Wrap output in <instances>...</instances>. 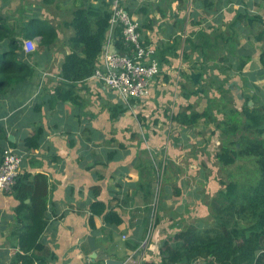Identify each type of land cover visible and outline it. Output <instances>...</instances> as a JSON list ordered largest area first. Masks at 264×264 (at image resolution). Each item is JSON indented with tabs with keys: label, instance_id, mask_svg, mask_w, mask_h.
I'll use <instances>...</instances> for the list:
<instances>
[{
	"label": "crops",
	"instance_id": "0c3cea01",
	"mask_svg": "<svg viewBox=\"0 0 264 264\" xmlns=\"http://www.w3.org/2000/svg\"><path fill=\"white\" fill-rule=\"evenodd\" d=\"M0 1V19L22 28L21 41L27 39L23 26L32 17L57 33L48 50L39 49L37 37L31 39L35 50L27 57L30 75L0 99V160L3 148L12 144L22 157L20 176L29 175L28 181L36 175L45 178L40 184L46 205L40 236L45 251L33 254L34 264L158 262L161 242L178 232L177 220L196 215L198 186L215 183L217 138L228 140L217 130L224 107L240 109L247 102L264 111V0H122L159 66L148 96L131 105L144 117V142L132 121L126 123L120 115L111 118L105 94L119 99L94 79L64 84L73 98L64 103L54 99V89L62 84L60 64L72 49L67 40L73 31L66 23L78 6L100 0ZM6 10H12L10 17ZM235 57L246 61L240 72L230 60ZM188 105L195 111L212 106L210 118L192 128L179 126L173 118ZM38 124L43 129L40 147L27 150L23 139ZM107 151L117 154L103 164ZM160 155H166V161ZM153 156L173 165L167 170L165 199L151 235ZM96 200L114 210L122 223L106 225L94 216L92 230L90 204ZM18 206L12 193L0 194V264H10L19 252L11 235L22 226L14 210ZM50 253L55 256L52 262Z\"/></svg>",
	"mask_w": 264,
	"mask_h": 264
},
{
	"label": "trees",
	"instance_id": "16d2710c",
	"mask_svg": "<svg viewBox=\"0 0 264 264\" xmlns=\"http://www.w3.org/2000/svg\"><path fill=\"white\" fill-rule=\"evenodd\" d=\"M110 2L111 0H100L97 5L78 6L73 11L71 20L66 23L73 31L67 40L72 49L63 57L59 67L58 77L62 84L54 89L55 101L64 103L73 98L72 91L68 92L62 85L82 82L93 74L109 26ZM18 28L9 25L6 19L0 20V99L6 97L14 83H22L30 75L27 57L33 51L26 52L24 43L19 38L22 28ZM23 29L27 38L25 40L37 37L38 47L43 50H48L57 36L51 26L36 17L30 18ZM120 35L117 30L113 47L119 53L129 55L130 48L124 44ZM237 58L230 60L237 63L234 68L240 72L246 61H241V57ZM66 94H69V98H66ZM134 101L131 100L130 105ZM211 107L195 111L188 105L173 119L183 128H192L200 120L210 118ZM40 108L37 105L34 110L38 112ZM225 108L224 121L217 124V129L226 134L229 141L216 153V159L228 166L235 164L241 157H253L258 166L257 174L250 182L231 181L225 184L224 189L219 190L208 203L212 223L190 224L165 238L159 246V261H145L141 264H264V112L249 107L247 102L240 109ZM127 109L120 101L117 107L111 109V118ZM241 128L247 132L254 130L256 136L242 135L231 140V136L241 131ZM42 136L43 129L38 124L33 134L23 139V147L27 150L38 149ZM116 154V151H107L103 164L111 162ZM28 177L29 175L20 176L19 173L9 192L19 201V206L14 210L22 223L21 227L11 232L17 240L19 252L14 254L10 264H34L36 258L33 254L45 251L40 242V236L46 227V205L40 190V184L45 178L36 175L32 181H28ZM35 179H41V182ZM28 198L32 203H25ZM90 211L89 225L92 230L95 228L94 216L102 217L106 225L122 223L120 216L114 210L107 209L102 201L92 202ZM49 256L51 262L55 260L53 254L50 253Z\"/></svg>",
	"mask_w": 264,
	"mask_h": 264
},
{
	"label": "built area",
	"instance_id": "2783aa9c",
	"mask_svg": "<svg viewBox=\"0 0 264 264\" xmlns=\"http://www.w3.org/2000/svg\"><path fill=\"white\" fill-rule=\"evenodd\" d=\"M109 8L111 16L103 49L90 78L102 83L119 101L129 107L131 100L148 96L149 83L159 75V66L154 57V49L143 42L139 24L125 10L122 0H111ZM117 30L124 44L130 48L129 55L121 54L113 47ZM28 41H23L25 50L34 51L35 44H32V40ZM21 160V155L12 147L3 150L0 160V194L9 193L14 187ZM154 220L152 215L150 222Z\"/></svg>",
	"mask_w": 264,
	"mask_h": 264
},
{
	"label": "rangeland",
	"instance_id": "374dc122",
	"mask_svg": "<svg viewBox=\"0 0 264 264\" xmlns=\"http://www.w3.org/2000/svg\"><path fill=\"white\" fill-rule=\"evenodd\" d=\"M1 2V1H0ZM124 7V6H123ZM126 10V9H125ZM12 10H6V15L7 16H11ZM1 20V19H0ZM3 21V20H2ZM8 19H6V22L9 24ZM25 41V40H23ZM38 40H35V43H37L38 45ZM32 44L34 43L33 41H31ZM34 43V44H35ZM27 46H29V44H26ZM229 45L231 46H235L236 44L232 41H229ZM31 46V44H30ZM27 52V50H26ZM106 96V107L109 109H112L113 107H117L119 105V101L116 100L111 94H105ZM228 97H232L231 94H227ZM109 101V102H108ZM117 101V102H116ZM249 105V103H248ZM229 107L231 108H236L233 105H230ZM243 107V105L241 104V108ZM131 105L128 107L126 112H121L120 116H123L122 119H126L127 122H133L134 126H135V130L139 131L140 136L142 137V141L143 140V132H141V130H144V128L142 127V121H143V116H142V112L139 111V113L136 110L131 109ZM184 110L185 108L182 107ZM118 110V109H117ZM177 111V109H174L173 112ZM264 112V111H263ZM136 116V117H135ZM225 117V116H224ZM139 119V121L136 119ZM221 121V120H220ZM152 123L149 122L148 125H151ZM147 125V124H146ZM155 127H157V123H154ZM218 130V129H217ZM219 133V131H218ZM256 132L254 130H249V132L247 131H243L241 128V131H238L236 134L231 136V140H234L236 138H238L239 136L242 135H246L249 137H253L256 136L255 134ZM262 137V136H261ZM229 138L227 140V142H225V140H222L221 137L217 138V143H216V148L217 151L220 150V148L224 145V144H228ZM160 157L164 160L166 158V155H160ZM151 165L153 170L151 169V172H153L154 175V181H155V186H154V195H153V200H152V215H154V217H156V221H158L159 219V212L163 203V200L165 199V196H163L164 193V183H165V179H167V170L171 169L173 162H167L163 164V161L161 160H157V156H153L151 157ZM166 161V159H165ZM255 159L253 157H241L239 158L235 164L233 165H228V166H224L223 164H221L219 161L215 160L214 161V178L213 180H215L214 184H211L210 181L209 185L205 186V184H200L198 186V195L200 196V198H198V204H197V212L196 215L193 216H187V214L185 215L184 218L178 219L177 223V230H182L185 227H187L190 224H197L199 222H204L206 224L212 223V218H211V214H210V210L208 209V203L210 201V199L215 196L216 192L218 190H223L224 189V185L230 183L231 181L234 182H250L252 178L255 177V175L257 174V169L258 166L255 163ZM156 164V166H153V163ZM145 170V169H144ZM251 175V178H249ZM245 176V177H244ZM167 182V181H166ZM170 182H167V185H169ZM168 187V186H167ZM166 187V189H167ZM173 186H171L172 188ZM220 188V189H219ZM206 206V207H205ZM155 221V220H154ZM153 221L150 222V226L148 228V234H153L154 229L153 228ZM156 225L154 224V227ZM153 228V230H152ZM150 237V235H149Z\"/></svg>",
	"mask_w": 264,
	"mask_h": 264
},
{
	"label": "water",
	"instance_id": "95a60500",
	"mask_svg": "<svg viewBox=\"0 0 264 264\" xmlns=\"http://www.w3.org/2000/svg\"><path fill=\"white\" fill-rule=\"evenodd\" d=\"M250 105V103H249ZM106 264H123V262L121 261H114V260H106L105 261Z\"/></svg>",
	"mask_w": 264,
	"mask_h": 264
},
{
	"label": "clouds",
	"instance_id": "9594fccd",
	"mask_svg": "<svg viewBox=\"0 0 264 264\" xmlns=\"http://www.w3.org/2000/svg\"><path fill=\"white\" fill-rule=\"evenodd\" d=\"M90 78V77H89ZM123 264H125V263H123Z\"/></svg>",
	"mask_w": 264,
	"mask_h": 264
},
{
	"label": "bare ground",
	"instance_id": "6f19581e",
	"mask_svg": "<svg viewBox=\"0 0 264 264\" xmlns=\"http://www.w3.org/2000/svg\"><path fill=\"white\" fill-rule=\"evenodd\" d=\"M261 114V113H260Z\"/></svg>",
	"mask_w": 264,
	"mask_h": 264
}]
</instances>
